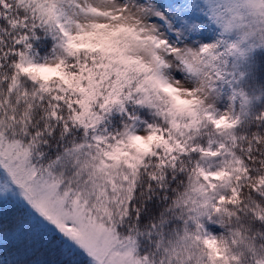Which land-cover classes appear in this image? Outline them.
Instances as JSON below:
<instances>
[{"label":"snow or ice","instance_id":"obj_1","mask_svg":"<svg viewBox=\"0 0 264 264\" xmlns=\"http://www.w3.org/2000/svg\"><path fill=\"white\" fill-rule=\"evenodd\" d=\"M0 264H264V0H0Z\"/></svg>","mask_w":264,"mask_h":264}]
</instances>
